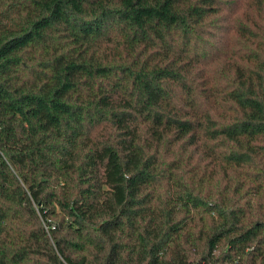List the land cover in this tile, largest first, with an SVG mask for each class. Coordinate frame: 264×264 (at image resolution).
<instances>
[{
  "label": "trees",
  "instance_id": "1",
  "mask_svg": "<svg viewBox=\"0 0 264 264\" xmlns=\"http://www.w3.org/2000/svg\"><path fill=\"white\" fill-rule=\"evenodd\" d=\"M0 264H264V0H0Z\"/></svg>",
  "mask_w": 264,
  "mask_h": 264
}]
</instances>
